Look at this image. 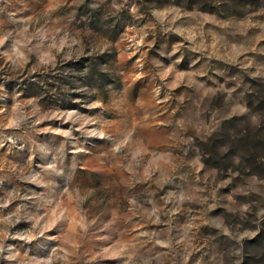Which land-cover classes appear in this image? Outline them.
Wrapping results in <instances>:
<instances>
[{"label":"rangeland","instance_id":"obj_1","mask_svg":"<svg viewBox=\"0 0 264 264\" xmlns=\"http://www.w3.org/2000/svg\"><path fill=\"white\" fill-rule=\"evenodd\" d=\"M0 264H264V0H0Z\"/></svg>","mask_w":264,"mask_h":264}]
</instances>
